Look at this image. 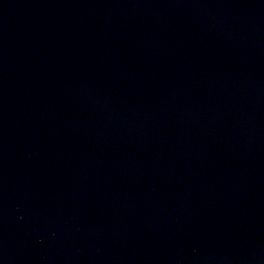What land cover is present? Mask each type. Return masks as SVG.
Returning <instances> with one entry per match:
<instances>
[{"label": "water", "instance_id": "obj_1", "mask_svg": "<svg viewBox=\"0 0 264 264\" xmlns=\"http://www.w3.org/2000/svg\"><path fill=\"white\" fill-rule=\"evenodd\" d=\"M0 264H264V0H0Z\"/></svg>", "mask_w": 264, "mask_h": 264}]
</instances>
